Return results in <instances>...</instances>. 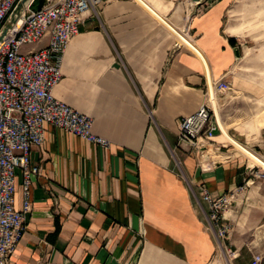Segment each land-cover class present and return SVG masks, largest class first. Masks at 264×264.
Listing matches in <instances>:
<instances>
[{"label":"crops","instance_id":"crops-1","mask_svg":"<svg viewBox=\"0 0 264 264\" xmlns=\"http://www.w3.org/2000/svg\"><path fill=\"white\" fill-rule=\"evenodd\" d=\"M235 1L100 0L84 16L53 96L91 118L110 146L45 125L30 156L41 174L11 264H251L257 254L264 264V177L252 178L264 168L247 154L264 165V50L231 33ZM171 29L194 50L176 48ZM220 80L231 87L224 95L213 92ZM211 91L230 140L216 131L181 144L182 119ZM199 187L233 194L223 240L195 197Z\"/></svg>","mask_w":264,"mask_h":264},{"label":"built area","instance_id":"built-area-1","mask_svg":"<svg viewBox=\"0 0 264 264\" xmlns=\"http://www.w3.org/2000/svg\"><path fill=\"white\" fill-rule=\"evenodd\" d=\"M20 1L0 0V264H11V256L26 231L30 188L41 174L38 166L31 165L30 156L33 149L44 143L45 125L104 150L110 146L93 133L91 118L53 96L62 78L61 66L68 44L78 35L84 16L98 8L100 0H47L40 10H32L30 0L15 26L2 36ZM172 32L180 43L175 44L176 48H192L184 37ZM44 38L47 44L35 49ZM213 90L224 95L231 87L220 80ZM211 94L212 91L195 114L182 119L178 135L181 144L196 146L202 140H211L216 131L223 134ZM17 171L21 174L20 208L15 206ZM263 177L259 170L252 173L254 180ZM244 189L245 185L238 191ZM195 197L206 207V218L217 240L225 239L230 228L224 213L233 194L213 197L206 188L199 187ZM261 262L262 256L257 254L251 264Z\"/></svg>","mask_w":264,"mask_h":264},{"label":"rangeland","instance_id":"rangeland-1","mask_svg":"<svg viewBox=\"0 0 264 264\" xmlns=\"http://www.w3.org/2000/svg\"><path fill=\"white\" fill-rule=\"evenodd\" d=\"M227 21L237 36L249 35L248 45L264 50V0H236Z\"/></svg>","mask_w":264,"mask_h":264},{"label":"bare ground","instance_id":"bare-ground-1","mask_svg":"<svg viewBox=\"0 0 264 264\" xmlns=\"http://www.w3.org/2000/svg\"><path fill=\"white\" fill-rule=\"evenodd\" d=\"M30 0H27L26 1V4L29 2ZM25 6L26 5H23L16 13H14L11 17H10V19L8 20V22H7V24L5 25V27H4V32H8L9 31V29H11V27L12 26H15V24L17 23V21H18V18H19V16L21 15V13L23 12V10H24V8H25ZM3 32V33H4ZM3 33H2V35H3ZM231 33L232 34H237V31H236V29H231ZM6 34V33H5ZM4 34V35H5ZM183 37V36H182ZM185 38V37H184ZM211 82V81H210ZM211 88V87H210ZM214 92V91H213ZM212 95V105H213V108H214V110L216 109V102H215V98H214V96H213V94H211ZM217 110V109H216ZM215 113H216V111H215ZM220 125V124H219ZM221 127V126H220ZM221 130H222V132H223V134H222V136L223 137H225L227 140L229 139L230 140V138H228V136L226 135V133H224V131H223V129H222V127H221ZM249 156H251V158L259 165V166H261L262 168H264V165L263 164H261L255 157H253L252 155H250L249 153H247Z\"/></svg>","mask_w":264,"mask_h":264},{"label":"water","instance_id":"water-1","mask_svg":"<svg viewBox=\"0 0 264 264\" xmlns=\"http://www.w3.org/2000/svg\"><path fill=\"white\" fill-rule=\"evenodd\" d=\"M26 1L27 0H21L16 5V8L14 9L13 14L16 13L23 5H26ZM46 1L47 0H33V2L31 3L30 7H31L32 10H40L42 8V6H44V4L46 3ZM195 1H197V0H195ZM3 32H4V30H3ZM5 33L6 32H4L2 36H4Z\"/></svg>","mask_w":264,"mask_h":264}]
</instances>
